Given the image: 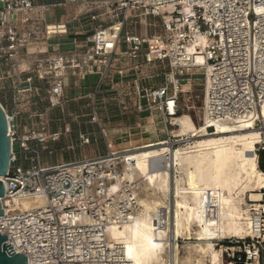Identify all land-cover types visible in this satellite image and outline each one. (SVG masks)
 Here are the masks:
<instances>
[{
  "label": "built area",
  "instance_id": "2783aa9c",
  "mask_svg": "<svg viewBox=\"0 0 264 264\" xmlns=\"http://www.w3.org/2000/svg\"><path fill=\"white\" fill-rule=\"evenodd\" d=\"M70 5L84 7L77 20L93 25V33L86 38L88 46L81 48L86 49L82 55L71 54L69 63L62 59L32 60L40 80L56 77L67 67L84 69L85 75L99 76V91L115 69L122 96L131 95L125 92L132 84L138 114L155 111L167 126L175 127L172 121L180 115V99L187 94L181 83L199 69L205 75L203 110L209 122H250L253 129H264V119L260 118L264 110V0H75ZM34 10L33 0H0V60L17 69L24 65L26 47L42 36ZM148 18L161 21L160 32H139L141 24L146 29L157 28ZM54 26L53 33L49 25L44 28L46 38L68 32L66 25ZM200 38L207 40L206 47L198 44ZM192 46L193 55L189 52ZM198 55L205 65H198ZM124 58L132 63L129 71L115 66ZM158 63L167 65L169 76H173L171 85H150L149 80L159 75L143 76ZM145 67H149L146 72ZM23 69V73L32 72ZM30 81L19 83L18 88ZM63 85L59 82L51 92L60 96ZM2 107L13 150L9 174L0 178L6 188L1 199L4 215L0 233L12 239L18 252L27 256L28 264H130L123 245L110 241L109 230L121 228L139 212L138 186L124 183L113 190L112 185L120 181L121 159L112 144L106 142L107 154L45 164L41 156V151L48 149L45 124L31 125L21 136L20 113ZM90 122L105 135L95 99ZM60 136L54 133L52 140ZM80 139L84 145L91 144L88 135L81 134ZM16 143L20 144L22 161L15 151ZM263 151L264 143L257 146L256 153ZM259 193L262 199L258 206L249 199L250 236L222 241L226 264H264V187ZM26 199L34 206L25 208L17 202Z\"/></svg>",
  "mask_w": 264,
  "mask_h": 264
},
{
  "label": "bare ground",
  "instance_id": "6f19581e",
  "mask_svg": "<svg viewBox=\"0 0 264 264\" xmlns=\"http://www.w3.org/2000/svg\"><path fill=\"white\" fill-rule=\"evenodd\" d=\"M54 27L52 32L49 29L50 33L56 31ZM207 43L204 38L198 41L204 47ZM189 52L193 55L195 46L190 47ZM197 63L205 65L201 55L197 56ZM183 89L188 92L190 86ZM260 118L264 119V110ZM204 120L205 125L197 127L190 115L174 119L180 126L179 134L192 140L187 148L175 150L166 146L125 158L115 152L124 159V164L118 174L120 181L112 188L117 190L124 183H136V198L142 207L129 223L109 230L110 241L123 245L130 264H176L175 242L181 235L190 237L193 227L201 242L195 247L196 251L209 256L211 264H224L213 240L250 236V205L246 197L249 194L257 206L262 199L257 190L264 187V172L260 169L256 149L264 143V129H253L250 122L237 125L211 123L207 117ZM209 129H215L216 133L207 138ZM174 166L185 178L176 180L175 220L170 225L166 199L170 193V169ZM17 202L25 208L34 206L29 199Z\"/></svg>",
  "mask_w": 264,
  "mask_h": 264
},
{
  "label": "crops",
  "instance_id": "0c3cea01",
  "mask_svg": "<svg viewBox=\"0 0 264 264\" xmlns=\"http://www.w3.org/2000/svg\"><path fill=\"white\" fill-rule=\"evenodd\" d=\"M74 1L75 0H33L35 10L32 15L34 20L40 21L39 24L42 36L38 37L37 42L29 44L26 47L23 51L22 59L23 64L28 69H31L32 72L23 73L24 69L15 68L11 62L6 61L5 59L0 60V94L8 93L10 99L7 101L2 100V102L10 104V109L12 111L20 113L19 134L21 136L28 132L31 125H34L28 124L29 122L27 120H33V118H35L34 116L37 115H44L35 112L40 109V103L43 101L48 103L55 101L54 103L61 104V109L58 110V112L51 114L48 113L46 115L47 126L44 128L45 133H43V136L46 137L47 135L46 138L51 140L54 133H60V138L56 141L52 140V142L56 143V146L61 151L71 150L76 147H84L86 150L92 151L97 149V152H94V154L90 153L82 156L80 159L83 160L102 155L103 153L99 150V145L102 141H104L105 145L108 141L114 147V141H116L117 138H114L113 136L119 134H129L131 136L132 132H134V135L143 134L144 131L142 129L141 121L144 118L138 117L135 125H126L123 127L109 126L106 119L111 120V118H108L107 116L101 118V111L105 110L107 113L110 108V110H112V107L116 106L121 107L120 110H123V105H131L134 101V98L120 95L123 90H120L119 77L115 75V69L110 71L109 80L99 91L97 88L99 76L85 75L84 69L71 70L67 67L68 69L58 71L56 77H49L45 80H40L33 71L32 60L36 58L50 60L62 59L69 63L71 54L77 53L78 55H82V53L86 51V49L81 48L88 46L86 45V38L93 33V25L89 23H81V21L77 20V15L83 10V8L80 5H78V7H75L76 5H70V3ZM72 10L73 13H71ZM35 24H37V22ZM55 24L66 25L68 32L64 35L46 38L43 34L44 28L49 25L51 26L49 29L52 32L55 29ZM57 44H59L58 48ZM115 66L116 68H124L126 71H129L132 63L129 60L123 62L120 60ZM80 67L83 68L82 65H80ZM128 74H130V72ZM28 78H31V81L18 88V84L25 82ZM94 78H96L95 82H93ZM59 82H62L64 85L62 93L57 97L51 92V90L52 87ZM75 92L77 96H75ZM78 94L80 96H78ZM87 99L90 103V109L93 99L97 100L99 103L100 124L105 135L101 132L100 127L97 124H92L90 122L91 119L80 122L78 121L79 116H73L74 120L77 121H71L69 118L70 116L65 114V108H68V104H71L74 107L76 102L78 104L80 102L84 103V100ZM36 105L39 106L36 107ZM128 108L129 107L125 106V111H128ZM71 115H74V112H72ZM89 117L91 118V114H89ZM67 128L69 131L66 130ZM81 134L90 137V145L82 144L80 139Z\"/></svg>",
  "mask_w": 264,
  "mask_h": 264
},
{
  "label": "rangeland",
  "instance_id": "374dc122",
  "mask_svg": "<svg viewBox=\"0 0 264 264\" xmlns=\"http://www.w3.org/2000/svg\"><path fill=\"white\" fill-rule=\"evenodd\" d=\"M81 6V5H80ZM75 7H78L76 5ZM81 8V7H80ZM84 8V7H82ZM73 13V10L72 12ZM149 22L152 23L153 25H156L157 28H148L146 29L143 24L139 26V31L141 30L142 32L146 33L148 32L149 34H154L155 32H160L161 28V21L157 19H152L148 18ZM128 59H121V61H126ZM12 64V63H11ZM13 65V64H12ZM22 67H25V65H21ZM23 69V68H22ZM149 67H145L144 71H148ZM191 74L184 79V81L181 83L184 86L189 85L190 89L187 90V94L182 95L180 102L182 106V111L180 112V116L182 115H190L196 124L197 127H201L205 125V113L203 110V105L205 101V75L203 74V71L199 69H195L190 72ZM154 75H159V77H155L154 79L149 80L150 85H160L164 82H167L168 84L171 85L172 79L171 76H169V70L166 64H156V66H153L151 68V71L149 73H143L144 77L147 76H154ZM98 78V77H97ZM96 78L93 79V82H95ZM188 80H191L190 84L188 83ZM128 89L126 93H129V98H134V92L132 90V84H129L126 86ZM120 90H122L120 88ZM109 92V91H108ZM123 93L121 91L120 95ZM103 95V94H102ZM75 96H77L75 92ZM78 96H80L78 94ZM124 96V95H123ZM10 99V95L8 93L0 94V103L5 107V109L9 112H13L10 108L11 105L8 103H3V101H7ZM85 102H80L79 104L76 102L74 104V107L70 104H68V108H65V114L67 116H70V120L73 121L74 117L79 116L78 121L84 122L88 121V119H91L89 117V114H91V109L89 107V102L88 99L84 100ZM39 105H36V107ZM40 109H38L35 112H39L40 114L44 115H37L34 116L33 120H27L29 123L28 124H34L36 126L40 125V123L45 124V127L47 126V114L55 113L58 112L61 108V104H56L55 106L52 105V103H48L43 101L40 103ZM104 106V105H102ZM125 106L129 107L128 111H125ZM123 110L119 107H112V110H108L106 113L105 110L101 111L103 116H107L110 119H106V122L109 123V126H133L136 123V120L139 118H144L141 121L142 124V129H143V134H138L134 135V132H132V135L130 136L129 134H119L117 136H113L114 138H117L116 141H114V149L117 152L121 153V157L125 158L129 154L133 153H138V152H144L147 150L155 149V148H163L166 146H171L173 149L177 150L180 148H187L188 143L191 142L189 136H182L179 134L180 131V126L178 123H175L173 120V123H175V127L172 126H167L165 121L163 120L162 116L155 112V111H146L143 114H138L137 110L135 108V103L134 101L132 102L131 105H123ZM39 108V107H38ZM16 112V111H15ZM74 112V115H71V113ZM38 113V114H39ZM106 113V114H105ZM124 113V114H123ZM85 115V116H84ZM77 121V120H74ZM140 122V121H139ZM77 123V122H75ZM47 131V130H46ZM141 131V130H139ZM45 133V131L43 132ZM216 131L215 129H209L207 131V138H210L213 134H215ZM47 137V135H46ZM48 139V138H47ZM47 151H41V156H42V161L45 164H56V163H67L70 161H76V160H81L80 158L86 154H90L94 152H97V149L95 151L93 150H86L84 147H76L71 150H65L61 151L58 149L56 146V143L52 142V139L47 140ZM99 150L103 154H107V148L106 145L104 144V141L100 143L99 145ZM15 151L19 155L22 161V156H21V148L20 144L16 143L15 144ZM89 152V153H88ZM102 154V155H103ZM259 155V154H258ZM120 160V167L118 174L121 172L124 164V159ZM260 160V156H259ZM25 167H28V163H23ZM173 171V172H172ZM175 176V177H174ZM179 178H185V175L183 172L177 170L175 166L170 169V193H167V199L166 202L168 203L167 206L170 208V225H173V222L175 220V203H176V189H177V181ZM177 180V181H176ZM176 184V185H175ZM139 191H141L139 189ZM259 192V190H257ZM140 193V192H139ZM141 194V193H140ZM175 198V199H174ZM249 194L246 197V202L247 204L249 203ZM174 210V211H173ZM142 211V207L139 210V213ZM174 213V214H173ZM164 227H167L164 225ZM196 228H192V235L186 236L181 235L177 238L176 243V248L178 249V260L176 264H211L210 257L207 256L204 253L197 252L196 251V246L200 245V239L199 237L195 235ZM232 239V238H229ZM229 239L225 240H213V244L215 245L216 250L221 252L222 260L223 263L225 264V259L223 257V249L221 247L222 241L227 242ZM199 240V241H198Z\"/></svg>",
  "mask_w": 264,
  "mask_h": 264
},
{
  "label": "water",
  "instance_id": "95a60500",
  "mask_svg": "<svg viewBox=\"0 0 264 264\" xmlns=\"http://www.w3.org/2000/svg\"><path fill=\"white\" fill-rule=\"evenodd\" d=\"M13 142L9 136V121L0 104V178L7 177L11 169ZM5 184L0 181V218L4 215L1 199L5 197ZM0 264H28L25 254H20L12 239L0 233Z\"/></svg>",
  "mask_w": 264,
  "mask_h": 264
},
{
  "label": "trees",
  "instance_id": "16d2710c",
  "mask_svg": "<svg viewBox=\"0 0 264 264\" xmlns=\"http://www.w3.org/2000/svg\"><path fill=\"white\" fill-rule=\"evenodd\" d=\"M260 160H259V166L260 169L264 172V151L259 154Z\"/></svg>",
  "mask_w": 264,
  "mask_h": 264
}]
</instances>
